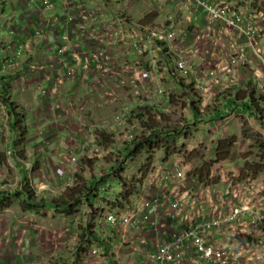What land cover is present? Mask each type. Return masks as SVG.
Wrapping results in <instances>:
<instances>
[{"label": "crops", "instance_id": "0c3cea01", "mask_svg": "<svg viewBox=\"0 0 264 264\" xmlns=\"http://www.w3.org/2000/svg\"><path fill=\"white\" fill-rule=\"evenodd\" d=\"M0 1L5 4L4 10L0 12V190L4 191L0 194V264H125L120 261V252L125 254L130 248L120 247L123 244L120 231L105 222L106 213L120 212L122 209L119 188L110 189L104 194L99 192L95 198L90 196L93 208L84 205L71 214L54 209L49 202L40 209L22 211L16 194L7 188L18 184L21 191L22 183L29 182L37 195L43 188H46L45 196L49 198L59 195L64 190L63 185L70 186L74 179L67 185V172L62 177L56 175L58 155L91 159L92 168L84 172L86 178L98 177L100 172L108 170L116 162L115 150L119 144L112 146L115 142H108L106 136L104 139L107 144L101 145L105 149L97 146L96 142L97 137L105 133L104 129L110 128L113 137L109 138L112 140L119 136V126L113 124L119 108L113 110L117 108L116 103L107 104L103 101V87L93 90V74L83 68V61L80 60L83 51L93 54L97 48L90 37L87 38L91 28H99L100 31L106 28L109 21L119 19V28L130 31L136 38L144 29L171 27L176 32V43L181 49H199V46L200 49H212L211 57L201 51L192 58V66L202 70L212 65L222 68L227 53L237 52L243 58L244 63L235 70L238 86L221 90L209 104H203L200 98H196L198 101L195 103L193 94L190 95L194 99L186 103L191 111L185 118L194 125L191 134L197 135L200 131L204 138H209L213 155L217 152V141L230 139L233 135L232 126H237L235 122L241 118L264 124V120H258L246 108L238 109L242 113H236L238 105L242 107L249 101L248 94H238L239 90L242 92L247 87L254 88L257 95L264 97V92L260 91L264 88V63L255 56L254 49L244 38L239 39L237 33L231 31L223 35L219 24H210L189 0H71L85 5L91 14L90 23L83 33L76 24L64 27L61 22H57L64 27L58 32V37L48 30L47 22L53 16H64L66 9L62 4L65 0H50L54 4L50 10H44L40 0H34L26 7L22 6L20 0ZM230 1L236 8L246 6L260 13L264 11V0H257L258 6L253 5L252 0ZM255 22L261 23L262 19ZM41 23L45 30L40 35L37 34V26ZM209 27L211 30H208ZM260 28L264 51V24ZM200 29L205 30L206 36L202 42L197 40ZM2 30L5 33L3 36ZM62 35L69 39L67 49L61 56H56L54 41L60 46L64 42ZM213 41L216 42L215 48L212 46ZM16 44L23 47L21 53L16 51ZM103 46L110 59L119 61V64L127 60L131 64L133 57L129 52L131 47L128 41L105 43ZM7 57H16L15 64L5 66L3 61ZM172 65L173 61L168 60L167 68L161 72L164 89L163 83L167 78L177 79ZM33 66L37 69L33 70ZM69 69L73 70L72 77L67 75ZM193 74L192 77L195 72ZM65 75L66 79L55 96L59 107L48 111L45 94L55 84L57 76ZM225 78L224 74L222 79ZM182 82V85L178 84L186 92L185 96L190 98V90L185 87L186 81ZM112 83L106 81L107 86ZM123 89L119 92L122 97ZM138 104L133 98L131 103L124 105L129 106L131 111ZM192 105L198 107L195 117L191 114ZM226 109L229 114L222 117ZM127 120H130L129 115ZM91 134L96 137V142L81 149L80 145ZM192 148L194 146L190 150ZM233 154L231 149V153L215 165L216 169H230L229 159ZM7 181L9 183H5ZM40 185L43 187L40 188ZM20 197L23 199L22 195ZM136 201L129 199L124 208L127 209ZM45 232H48L47 240ZM89 232L91 235H88ZM48 237L51 239L48 240ZM93 249H100V253L93 255ZM132 255L137 257V264H140L139 254Z\"/></svg>", "mask_w": 264, "mask_h": 264}, {"label": "built area", "instance_id": "2783aa9c", "mask_svg": "<svg viewBox=\"0 0 264 264\" xmlns=\"http://www.w3.org/2000/svg\"><path fill=\"white\" fill-rule=\"evenodd\" d=\"M23 7L34 3V0H20ZM197 10L203 14L210 24H219L223 35L237 33L238 38L245 41L254 49L255 56L264 63V51L261 46V25L264 24L262 13L251 7L236 8L230 0H189ZM44 10H50L54 4L50 0H40ZM62 6L66 13L61 18L56 15L47 22L52 34L58 37V32L65 26L76 24L84 33L89 25L91 14L84 4L65 0ZM262 22H255L258 19ZM61 22L63 26H59ZM259 23V24H258ZM37 34L44 33L45 26H37ZM208 30H211L209 27ZM205 30L200 29L197 40H205ZM217 36V33H216ZM90 37L96 45L93 54L82 52L80 60L83 68L93 74V90L103 87L101 97L107 104L117 103L119 87L128 86L133 89V96L139 103L159 105L162 113L168 111V103L164 102L165 89L162 85V70L167 67V61H173V73L178 80L192 85V91L198 95L203 104H209L221 90L232 89L238 86L235 78L236 68L244 63L237 52L225 55V65L218 69L215 66L203 71L199 78L194 76L192 58L201 51L211 57L212 49L198 48L181 49L176 43V32L171 27H155L144 29L143 33L134 38L133 33L119 28V19L108 22L105 29L91 28ZM64 41L55 50L56 56H61L67 49L69 41L62 35ZM128 41L131 47L132 62L126 60L119 64L107 56L103 46L105 43ZM212 46L216 47L213 41ZM18 53L23 47L16 44ZM16 57H7L4 65H14ZM169 63V62H168ZM43 68V67H42ZM33 70L37 69L35 66ZM229 82L224 89V80ZM69 77L73 70L67 71ZM222 76V77H221ZM55 84L48 88L47 108L54 111L59 107L55 96L66 79V75L57 76ZM192 78V82H190ZM112 80L111 86L106 81ZM142 90L145 99L141 97ZM219 90V91H218ZM264 92V91H263ZM130 107L125 105L113 119L116 126H124ZM125 134L126 141L132 140L140 130L137 122H132ZM94 142V134L84 141L80 148L89 147ZM181 156V157H177ZM182 155H174L168 160L155 162L148 169L140 192L141 199L131 203L128 208L120 212L110 211L105 214L106 224L120 231V241L128 242L129 248L139 254L140 264H264V208L254 199L238 201L230 193L222 194L217 191V184L194 180L188 175L192 165ZM185 161V164L181 162ZM174 160L173 162H171ZM79 157L67 156L66 162L60 161L56 167V175L62 177L68 174L67 185L72 183L73 171L77 167ZM65 164V165H64ZM66 166L68 170L65 171ZM185 168V170H184ZM209 179L217 183L223 182L225 169H217ZM223 174V175H222ZM222 176V179H218ZM229 184V189L231 190ZM191 189V191L187 188ZM201 187V188H200ZM181 188H185L184 191ZM110 189L109 183L99 187L104 194ZM219 189V186L218 188ZM211 191L214 199L209 196L204 200V192ZM100 253V249H93L92 254Z\"/></svg>", "mask_w": 264, "mask_h": 264}, {"label": "rangeland", "instance_id": "374dc122", "mask_svg": "<svg viewBox=\"0 0 264 264\" xmlns=\"http://www.w3.org/2000/svg\"><path fill=\"white\" fill-rule=\"evenodd\" d=\"M252 4L258 6L257 0H252ZM4 8H5V4H3L0 1V12L2 10H4ZM8 9H9V7H8ZM55 9H56V7H55ZM58 9H59V6H58ZM1 32H2L1 33L2 36L5 35L3 30ZM7 35H9L8 32H7ZM54 43L58 48L59 43L57 41H54ZM209 67H211V66H209ZM193 68L195 69V76L198 78L203 75V71L207 70V69L202 70V68L198 69V67H196V66H193ZM172 78H173V80H170L169 78H167L163 83L164 87H165V91H166L165 95H167L166 97H164V99L169 98L173 103L166 104L168 111L163 113L164 118H162V122L164 124L170 123V124H175V125L181 126L182 127L181 132L184 134L187 133V137H182L178 143V149L182 148V149H180L181 153H177L175 155H182L185 157V154L186 155L189 154V156H188L189 159L188 160L186 158L185 159L188 163H190L192 165V168L193 167L196 168L195 169L196 172L193 173L192 176L195 179H197L198 177H203L204 179H207L208 175H210L212 173L219 172L216 169V166L219 164L220 160L216 156V152L214 155L212 152H210V150H212V148H210L211 140L209 138H204V134L201 133L200 131L197 132V135L191 134V130L193 129L194 125L186 123V118H185V116L188 115V113H190V110H188V106H184L186 104H183V103H187V99H186L187 96H185L186 92L182 91L181 86L177 83L178 82L177 79L174 77H172ZM109 81L111 83L113 82L112 80H109ZM228 82H229L228 79L224 80V84H225L224 89H226L225 87L228 84ZM260 82H262V80ZM185 85H189V84L186 83ZM258 86H259V84H258ZM121 90H122V87H119V92ZM139 90L142 94L141 97L143 99H145V95L143 94L142 90L140 88H139ZM260 91L262 93L264 91V88H263V90H260ZM132 94H133V89L128 87V86H124L123 97L121 96V93H120L119 99H117V103L115 104V106L117 108H113V110L119 108V112H120V110L122 108H124V106H125L124 104L131 103L133 101V98H134V96ZM214 107H216V106H214ZM189 109H190V107H189ZM238 109L242 110L243 107L238 105L236 108V111H238ZM236 113L240 114L242 112L238 111ZM228 114H229V110L226 109L224 111V114L222 117H224ZM132 116H134V114L131 113L130 119H132ZM220 118H218V119H220ZM133 120L134 119H132V121L127 120L126 125L119 127V136L115 137L113 140L111 138H109V137H113L110 134V133H112V131L110 130V128L107 127L108 129H104V132L106 134L105 133L100 134V136L97 137V142L94 141V143L96 142L97 146H100V147L102 144L106 145L107 140L104 139L106 136V138L109 139L108 142H110V143H111V141H113L112 143L115 142L112 146L117 145V144H119L121 146L123 143L126 142V139L124 136L130 127L128 125H130L133 122ZM235 124H238L237 125L238 127L236 125L232 126V132H233L234 136L233 135L230 136V139L232 140L231 146H232V150L234 152L232 158L229 159L230 169H225L226 176L224 177L223 182L217 183V180H215L217 176H214L213 179H209V181H208V183L211 182V184H206V185H210L208 187H211L213 184H217L219 186V189H217L218 188V186H217L216 190L221 191L222 194L230 193L231 197H233V198L235 197L238 201H242L245 199H254L255 201L258 202V205H261L264 208V133H263L264 132V124H260L257 121L256 122H252V121L250 122V121L243 119V118H241L238 122H235ZM239 126H240V131H239ZM140 133H141V129L138 131L137 135H140ZM108 134H110V135L107 136ZM94 138L96 139L95 136H94ZM192 146H194V148H192V150H190V148ZM101 148L105 149L106 147L103 146ZM97 149L100 150V148H97ZM189 152H191V153L193 152L196 154L191 157ZM150 153H148V154L144 153V154L137 155L136 157L129 159L128 162L126 163L127 166H125V171H124L122 177H124V179L129 181V184L131 185V187L133 186L131 191L134 192V195H133V198L130 197L131 201L133 200V202L141 199L140 192L142 190V183L145 180V176L148 172V169L150 167H152L155 162L161 161V158L163 157V151H154V152H150ZM177 157H181V156H177ZM66 158H67V155H58L57 156V164L59 165V160L66 162ZM81 159L82 158L80 157L79 161ZM108 159H109V157H108ZM152 159L154 162L152 161ZM173 161L174 160H172L171 162H173ZM181 162L183 164H185V161L182 159H181ZM78 164H79V162H78ZM251 165H253V166H251ZM184 170H185V168H184ZM34 177H35V175H34ZM222 178H223L222 176L218 177V179H222ZM140 181H142V182H140ZM5 183H9V181H7ZM43 184L46 185V183H43ZM229 184L231 185L230 186L231 190L229 192H227V190L229 189ZM17 185L18 184L13 186V188H10V187H7V188L12 189V192H14V194L17 193L16 197L19 199V201H18V203L20 204L19 207L23 211V209L21 207V202H22L21 200H24L25 197L22 196L23 199H21V197H20L21 195L18 194V191H20V189H18L19 186H17ZM109 186H110V189L119 188V189H117V190H119V193H121V191L124 189L122 184H119L115 181H111L109 183ZM116 186H118V187H116ZM42 187H43V185H40V188H42ZM52 188H55V187H52ZM63 189L64 190L66 189V187L64 185H63ZM187 189H189V188H187ZM33 190H34V188H33ZM181 190L184 191L185 188H181ZM189 190L191 191V189H189ZM42 192H44V193H42ZM46 192H47L46 188H43L42 190H40V193H38L39 197H42L45 199L47 198L46 200L49 201L50 199L58 196V195H55V196L49 198L48 196H45ZM62 192H60V194ZM210 192L211 191L204 192V200L207 199L209 196H211L209 198L210 200L214 199L212 197L214 195V193L211 195ZM191 193H192V191H191ZM35 194L37 195L36 192H35ZM49 194H54V193L49 192ZM42 198H40V200ZM124 205H125V201L122 198H120V207H123ZM51 207H53V206H51ZM55 209L59 210L57 208H55ZM11 217H14V216H11ZM51 218L52 217H50L49 220H51ZM45 233H46V240H47L48 232H45ZM50 239L51 238L48 237V240H50ZM120 247L129 248V243L124 242L123 244H120ZM132 254L137 255V253H134L131 248L125 254L120 252V255H121L120 261L125 263V264H137V257L132 255Z\"/></svg>", "mask_w": 264, "mask_h": 264}, {"label": "trees", "instance_id": "16d2710c", "mask_svg": "<svg viewBox=\"0 0 264 264\" xmlns=\"http://www.w3.org/2000/svg\"><path fill=\"white\" fill-rule=\"evenodd\" d=\"M178 83L181 85L183 84L182 81H179ZM185 87L188 91L190 90V92L188 93L190 98L187 97V100L190 99L191 101V99H194L195 97V103H197L198 100L196 98L199 99V97H197L198 95H196L192 91V85H185ZM239 91L238 94L247 93L249 96V101H246L247 103L242 104L243 109L246 108L247 110H251L253 114L257 116L258 120H264V97L261 95H257L255 89L250 87H247L246 90L242 92ZM190 94H193L194 97H192ZM163 100L166 103H173L169 98H167L166 100L163 98ZM184 106H187V104ZM12 109L15 110L16 108ZM197 111L198 107L192 105L191 114L193 117H195ZM131 113L134 114V116H132V119H134L133 122H137L139 124L141 133L140 135H137V133L132 140L126 141L121 146L119 145V147L116 148L115 156L117 160L112 166L109 167L108 170H103L102 172H100V175L98 177L88 176V178H86L87 176H85L84 172L86 171V169L92 168L91 166L93 161L89 158H82L73 171V183L70 186H67L61 194L50 199L49 201H47L45 198H42L40 200L41 197L35 194V191L33 190L30 183L24 182L22 183L21 191H18V194H21L25 197L21 202L22 209L24 211L32 209L34 210L36 208L40 209L41 207L45 206L47 202H49L54 209L57 208L65 214L77 212L79 208H82L84 205H87L89 208H93L89 197H98L99 187L104 183H110L111 180L122 184V186L124 187V189L120 193V198H122L126 202L122 207V209H124L126 204L129 202V199H131L130 197L134 195V192L131 191L133 186L131 187L129 181L122 177L128 160L136 157L137 155L144 153L148 154L154 151H163V160H168L175 154L181 153L180 149L182 148L178 149V143L182 137L187 136V133L184 134L181 132V126L170 123L164 124L162 122L164 114L162 113L159 105H150L143 102L135 106L130 111L129 118L131 117ZM186 123L192 124L187 119ZM231 144V139L217 141L216 156L219 160L226 158L231 153ZM189 153L191 157L196 154L193 152ZM188 156L189 154H185L187 160L189 159ZM195 169L196 168L193 167L188 171V175L191 178L200 182L209 181L211 174L208 175L207 179H204L203 177H198L197 179H195L192 176L193 173L196 172ZM111 177L113 178L111 179ZM3 192V190H0V194H3ZM88 235H91V233L89 232Z\"/></svg>", "mask_w": 264, "mask_h": 264}, {"label": "bare ground", "instance_id": "6f19581e", "mask_svg": "<svg viewBox=\"0 0 264 264\" xmlns=\"http://www.w3.org/2000/svg\"><path fill=\"white\" fill-rule=\"evenodd\" d=\"M9 34V33H8ZM12 42V41H11ZM13 43V42H12ZM11 45V44H10ZM7 49V48H6ZM4 62V61H3Z\"/></svg>", "mask_w": 264, "mask_h": 264}]
</instances>
